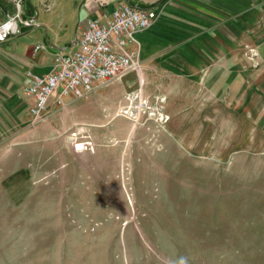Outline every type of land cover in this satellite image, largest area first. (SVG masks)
<instances>
[{
	"label": "rangeland",
	"instance_id": "obj_1",
	"mask_svg": "<svg viewBox=\"0 0 264 264\" xmlns=\"http://www.w3.org/2000/svg\"><path fill=\"white\" fill-rule=\"evenodd\" d=\"M227 21L221 59L144 88L134 73L93 115L33 126L8 78L0 264H264V0Z\"/></svg>",
	"mask_w": 264,
	"mask_h": 264
},
{
	"label": "crops",
	"instance_id": "obj_2",
	"mask_svg": "<svg viewBox=\"0 0 264 264\" xmlns=\"http://www.w3.org/2000/svg\"><path fill=\"white\" fill-rule=\"evenodd\" d=\"M123 3L158 14L151 28L135 35L142 66L137 74L143 88L159 76L179 78L190 75V71L198 73L212 59H221L212 51L226 40L228 17L235 18L244 8V0H0V25L15 15L18 4L22 20L32 21L29 27L21 24L20 33L0 43V102H7L6 94L20 85L8 78L21 74V93L28 109L30 101L23 93L27 73L51 72L54 56L74 50L90 20L102 18ZM230 26L233 29L234 24ZM134 73L97 89L85 99L69 96L63 107L53 105L51 100L49 119L43 123L59 120L71 108L88 106V116L99 107L114 105L116 97L119 99L132 83Z\"/></svg>",
	"mask_w": 264,
	"mask_h": 264
},
{
	"label": "built area",
	"instance_id": "obj_3",
	"mask_svg": "<svg viewBox=\"0 0 264 264\" xmlns=\"http://www.w3.org/2000/svg\"><path fill=\"white\" fill-rule=\"evenodd\" d=\"M157 17L154 10L123 3L102 18L90 20L78 36L76 48L54 56L51 72L44 75L28 72L23 93L30 101L31 124L36 126L49 118L51 100L53 105L63 107L69 96L85 99L129 73L140 74L142 66L135 35L151 28ZM21 24L29 27L32 21L22 20L18 4L15 15L0 25V42L20 33ZM71 140L75 141L76 149L92 147L89 137H83L78 130L71 133Z\"/></svg>",
	"mask_w": 264,
	"mask_h": 264
},
{
	"label": "water",
	"instance_id": "obj_4",
	"mask_svg": "<svg viewBox=\"0 0 264 264\" xmlns=\"http://www.w3.org/2000/svg\"><path fill=\"white\" fill-rule=\"evenodd\" d=\"M4 41H8V40L6 39V40H4ZM4 41H1L0 43H3Z\"/></svg>",
	"mask_w": 264,
	"mask_h": 264
}]
</instances>
